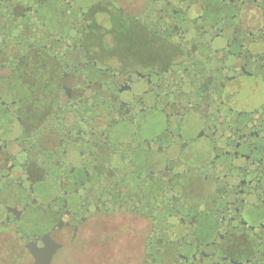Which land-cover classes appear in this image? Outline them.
Instances as JSON below:
<instances>
[{
  "label": "flooded vegetation",
  "instance_id": "1",
  "mask_svg": "<svg viewBox=\"0 0 264 264\" xmlns=\"http://www.w3.org/2000/svg\"><path fill=\"white\" fill-rule=\"evenodd\" d=\"M0 39V264H264V0H7Z\"/></svg>",
  "mask_w": 264,
  "mask_h": 264
},
{
  "label": "water",
  "instance_id": "2",
  "mask_svg": "<svg viewBox=\"0 0 264 264\" xmlns=\"http://www.w3.org/2000/svg\"><path fill=\"white\" fill-rule=\"evenodd\" d=\"M2 1H7V0H0V3ZM9 6L13 9L11 11H19L20 7L14 3H12L11 1L9 2ZM2 43H6V41L2 40ZM0 45H1V39H0ZM1 53H4V50L0 49ZM29 71V66L27 67L25 65V67L16 60V58L14 59V61L9 62V65L6 66L3 70L1 63H0V96H9V94L11 95H15L13 93V91H16L17 89L13 86L12 80H16L17 78L21 77L22 74H26ZM3 72V73H2ZM95 101L96 104V100H92ZM97 105V104H96ZM20 236L22 241L29 247V250L36 256H44V251H45V247L44 245H42V243H37L36 242V238H34L31 235V231L30 232H24L23 234L20 232ZM94 237L92 239H90V241H88L87 243V249L85 248L84 245H82L83 252H79V255H77V257H75V261L77 263H79L80 261H82L85 256H83L84 252L86 253V259L84 260V264H93V261H91L90 257H89V253L95 252L96 251V247L97 244L99 243V239L98 240H94ZM100 245H102L104 247L105 242H101ZM111 248V246H110Z\"/></svg>",
  "mask_w": 264,
  "mask_h": 264
}]
</instances>
